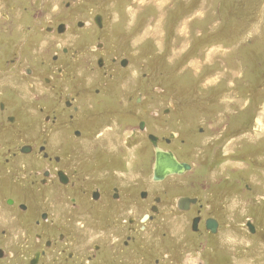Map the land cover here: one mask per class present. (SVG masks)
Listing matches in <instances>:
<instances>
[{
	"label": "rangeland",
	"instance_id": "1",
	"mask_svg": "<svg viewBox=\"0 0 264 264\" xmlns=\"http://www.w3.org/2000/svg\"><path fill=\"white\" fill-rule=\"evenodd\" d=\"M67 1L0 0V56L5 47L2 34L16 31L14 34L25 40L30 29L37 39L35 51L38 39L52 38L36 33L33 23L29 26L25 21L35 20L38 26L50 19L69 21V11L63 9ZM11 4L17 6L15 13L8 11ZM98 11L106 18L101 53L107 60L113 55H127L131 64L119 72L117 94L102 101L114 102L119 113L115 115L112 108H95L94 118L103 121L97 132L84 131L82 139L73 140L70 134L61 139L62 145L67 140L85 167L93 168V161L99 160L97 169H90L91 180L99 179L100 185L109 187L105 195L109 203L93 208L82 204L87 213H77L75 218L71 215L70 226L75 228L78 217L86 218L85 231L91 235L95 227L98 231V225L88 219L95 213L125 218L131 203V208L141 214L151 201L160 198L161 214L139 236L137 244L141 247H149L157 255L203 243L210 264H264V0H81L76 6L77 17L70 24L84 20L88 29L73 27L59 36L58 42L76 43V34L99 36L90 22ZM3 13L14 19L9 29L3 27ZM32 40L13 43V48L20 46L19 50L32 54ZM146 61L153 65H141ZM90 67L82 70V76L90 77ZM143 73L148 76L144 78ZM97 78L98 74L93 80ZM93 87L89 83L91 93ZM140 95L144 97L137 104ZM128 97L130 102H126ZM94 98L101 102V96ZM129 108L136 120L127 117ZM107 118L111 120L109 127L104 121ZM121 119L134 126L135 134H131L132 127L122 131ZM138 119L146 126L141 133ZM144 132L161 137V148L173 151L180 161L191 164L192 170L169 176L163 183L152 182L154 154ZM53 144L52 149L58 147L57 139ZM113 185L129 192L126 200L123 196L120 210L110 197ZM142 189L149 194L143 202L137 198ZM56 192L63 195L58 189ZM189 195L197 198L198 204L188 211H177V198ZM199 207V229H204L203 220L209 216L221 220L214 236L205 238L190 231ZM115 222L109 220L106 235ZM247 222H251L253 233ZM89 235H84L88 244L94 236ZM125 252L130 258L139 256L128 248ZM178 257L180 264L194 260L181 254Z\"/></svg>",
	"mask_w": 264,
	"mask_h": 264
},
{
	"label": "flooded vegetation",
	"instance_id": "2",
	"mask_svg": "<svg viewBox=\"0 0 264 264\" xmlns=\"http://www.w3.org/2000/svg\"><path fill=\"white\" fill-rule=\"evenodd\" d=\"M80 1L63 2V9L69 11V21L50 19L39 26L35 20L25 21L29 22V26L33 23L32 30L36 33L52 36L47 40L38 39L35 51L37 39L31 36L28 29L27 39H33L32 54H25L19 50L20 46L13 48V43H26L27 40H20L14 34L16 31H11L10 35L2 34L5 35L2 42L5 47L0 56V264H180L177 263L180 254L194 258L192 264H210V259L204 255L203 243L186 245L181 251L171 249L157 255L149 247L137 244L139 236L161 214L160 198L158 202L151 201L141 214L131 208L134 205L131 203L125 218L117 214L111 217V214L103 216L99 212L95 213V216L88 217L98 225V231L95 227L91 235L85 231L86 218L78 217L74 222L75 228L70 226L71 215L75 218L77 213H87L82 204H89L92 208L108 204L105 195L109 187L100 185L99 179L91 180L90 169L96 170L100 161H93V168L85 167L67 140L62 145L61 139H66L64 136L69 134L73 140L82 139L84 131L97 132L103 123L102 119L94 118L100 106L104 110L112 108L115 115L119 113L120 109L114 107V102L102 101L113 99L117 94L115 86L120 81L119 72L131 64L127 55H113L107 60L106 55L101 53L106 37V18L100 11L90 20L99 36L91 38L87 34H76V43L72 40L67 45L58 42L59 36L68 34L73 27L81 31L88 29L84 20H77L75 26L70 24V20L77 17L76 6ZM16 9L17 6L11 4L8 11L15 13ZM24 9L27 11V7ZM1 16L3 27L9 29L14 19L5 13ZM141 65L151 67L153 63L146 61ZM88 66H91L90 77L82 76V70ZM96 74L99 78L93 80ZM142 75L144 78L148 76L145 73ZM89 83L95 85L92 93ZM95 95L101 96V102L94 98ZM142 97L138 96L135 102L142 103ZM130 101L131 97H128L126 102ZM122 110L125 113V109ZM130 112L129 108L127 117L136 120ZM121 120L119 125L123 132L131 127L133 130L134 126H130V122ZM104 121L108 122L106 125L109 127L111 120L107 118ZM137 123L140 133L146 129L145 122L138 119ZM134 131L131 134H135ZM199 132L202 133L201 130ZM144 133L151 135L149 132ZM160 138L157 140L159 146L162 141ZM55 139L59 144L52 149ZM113 159L118 162L117 157ZM118 169L112 167V170ZM150 180L163 183L168 177L155 180L151 175ZM118 187L112 186L110 197L116 202V209L120 210L124 205L122 198L124 196L126 200L129 192ZM56 189L63 195L57 194ZM184 197L185 200L178 197L175 201L177 211H188L198 204L194 196ZM137 198L141 202L147 201L149 194L142 189L138 191ZM196 212L199 214L192 218L190 231L205 238L214 236L218 231L219 219L212 216L205 218V230H201L197 226L201 221L200 207ZM110 219L118 223L115 222L116 226L106 235V225ZM207 219L217 223L214 231L206 227ZM84 235L86 238L94 235L90 237V244ZM127 248L139 255L132 257L137 260L130 258L125 252Z\"/></svg>",
	"mask_w": 264,
	"mask_h": 264
},
{
	"label": "water",
	"instance_id": "3",
	"mask_svg": "<svg viewBox=\"0 0 264 264\" xmlns=\"http://www.w3.org/2000/svg\"><path fill=\"white\" fill-rule=\"evenodd\" d=\"M175 136V134L170 133V137L173 138ZM148 138L154 150V162L152 170L153 179H164L169 175L183 174L184 172L190 170L191 165L186 162L178 161L172 151L162 150L159 148L157 145L158 138L156 136L149 135ZM246 226L251 232L254 231L251 222H247ZM206 227L214 231L217 227V223L214 220L207 219Z\"/></svg>",
	"mask_w": 264,
	"mask_h": 264
},
{
	"label": "bare ground",
	"instance_id": "4",
	"mask_svg": "<svg viewBox=\"0 0 264 264\" xmlns=\"http://www.w3.org/2000/svg\"><path fill=\"white\" fill-rule=\"evenodd\" d=\"M144 59H146V58H144ZM182 71V70H181ZM46 98H47V96H45ZM255 116V115H254ZM179 128V127H178ZM231 148V147H230ZM234 150V149H233ZM235 152V151H234ZM232 170V169H231ZM217 182V181H216ZM210 183V182H209ZM219 184V183H218ZM264 191V190H263ZM173 220V219H172ZM221 221V220H220ZM218 230H219V228H218ZM219 234V233H218ZM75 235V234H74ZM190 236V235H189ZM84 237V236H83ZM71 243V242H70ZM119 243V242H118ZM213 247V246H212ZM91 251V250H90ZM149 263V262H148Z\"/></svg>",
	"mask_w": 264,
	"mask_h": 264
}]
</instances>
